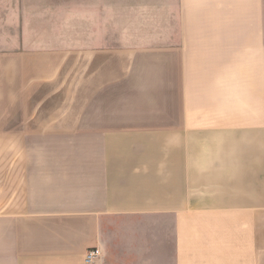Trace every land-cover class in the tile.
I'll use <instances>...</instances> for the list:
<instances>
[{"label":"crops","instance_id":"0c3cea01","mask_svg":"<svg viewBox=\"0 0 264 264\" xmlns=\"http://www.w3.org/2000/svg\"><path fill=\"white\" fill-rule=\"evenodd\" d=\"M0 1V264H264V0Z\"/></svg>","mask_w":264,"mask_h":264},{"label":"rangeland","instance_id":"374dc122","mask_svg":"<svg viewBox=\"0 0 264 264\" xmlns=\"http://www.w3.org/2000/svg\"><path fill=\"white\" fill-rule=\"evenodd\" d=\"M0 4H1V1H0ZM69 5H70V13H72L74 11H81V9L83 7L81 0H69ZM9 25L13 26L14 23L6 24L5 21H3V10H2V7H0V33H4L6 31V28ZM17 25H18V22L16 23L15 26H17ZM72 38L74 39L75 37L72 36ZM80 38H83V36Z\"/></svg>","mask_w":264,"mask_h":264},{"label":"built area","instance_id":"2783aa9c","mask_svg":"<svg viewBox=\"0 0 264 264\" xmlns=\"http://www.w3.org/2000/svg\"><path fill=\"white\" fill-rule=\"evenodd\" d=\"M85 263L86 264H95L100 258V251L98 248H92L86 253Z\"/></svg>","mask_w":264,"mask_h":264}]
</instances>
